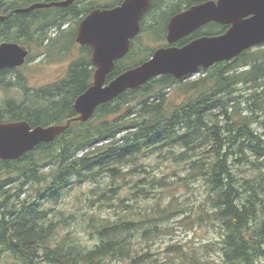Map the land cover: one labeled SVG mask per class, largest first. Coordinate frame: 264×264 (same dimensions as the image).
<instances>
[{
	"label": "trees",
	"instance_id": "1",
	"mask_svg": "<svg viewBox=\"0 0 264 264\" xmlns=\"http://www.w3.org/2000/svg\"><path fill=\"white\" fill-rule=\"evenodd\" d=\"M51 1L60 0H0V42L28 48L25 63L31 59V49L47 54L62 42L59 51L68 50L76 42L80 20L91 10L107 6L99 0H74L64 7L15 12L34 2ZM202 1L206 0H153L147 14L155 13L157 28L165 32L171 15ZM53 28L67 35L52 37ZM227 28L209 22L175 44L221 34ZM79 49L83 55L68 64L65 77L43 86L27 85L16 74L18 68L0 70V86L18 88L24 97L9 98L0 106V122L25 120L35 127L70 121L52 141L39 143L17 159L0 160V264H211L209 257L217 243L189 249L170 243L164 257L134 243L168 233L171 222L184 223L187 208L176 209L173 195L164 204V190L186 188L196 181L202 182L205 199L194 218L196 223L218 227L222 264H264L258 261L264 259V200L252 189L242 196L233 171L243 161L264 167V43L201 68L195 78L153 77L98 105L85 121L75 119L79 114L73 103L92 84L95 67L91 46L79 44ZM131 62L116 60L106 82L138 64ZM7 75L12 78L4 80ZM166 89L174 91L178 100L169 99ZM147 153L188 161L189 171L183 177L173 172L171 182L163 175L138 178L129 186L134 198L147 199L152 189L160 190L140 212L129 198H117L114 184L96 192L88 200L91 207L119 211L114 219L86 213L88 235L97 237L91 247L68 234L56 236L50 214L73 183L81 185L100 176L127 183L126 176H134L142 167L135 164L137 156Z\"/></svg>",
	"mask_w": 264,
	"mask_h": 264
},
{
	"label": "water",
	"instance_id": "2",
	"mask_svg": "<svg viewBox=\"0 0 264 264\" xmlns=\"http://www.w3.org/2000/svg\"><path fill=\"white\" fill-rule=\"evenodd\" d=\"M73 1L34 2L15 9V12L64 7ZM148 7L149 0H123L115 7L95 8L80 20L75 39L80 45L91 46L95 70L92 84L73 103L79 114L75 119L87 120L98 105L153 77L162 74H171L176 79L188 77L201 68L231 60L244 50L264 43V0H206L169 19L168 43L209 22L228 25L223 33L199 37L182 47L158 48L148 60L125 69L106 82L114 62L128 51L130 39L139 31V20ZM28 52V48L17 42H0V70L22 66ZM69 123L32 127L25 120L0 122V160L17 159L39 143L52 141L67 129Z\"/></svg>",
	"mask_w": 264,
	"mask_h": 264
},
{
	"label": "rangeland",
	"instance_id": "3",
	"mask_svg": "<svg viewBox=\"0 0 264 264\" xmlns=\"http://www.w3.org/2000/svg\"><path fill=\"white\" fill-rule=\"evenodd\" d=\"M114 1L115 0H100V4H109ZM64 27L65 25H63L61 28ZM67 33L69 34L68 31ZM49 34L52 37L59 36L61 39L67 35L65 33L60 34L56 28H53ZM148 42L153 43L152 41ZM61 44L62 42L58 44L57 49L47 54H40L36 49H31L30 61L18 67L16 74L22 78H25V82L31 87L43 86L65 77L68 64L79 59L83 54L80 52L79 44L77 42H74L73 45L70 44L67 47L68 50L64 51H59L62 47ZM141 58V55L137 56L135 59H132L131 63H135ZM199 75L200 72H197L191 75L190 78H195ZM0 77H2V75H0ZM9 78L12 77L10 75L4 76V80H8ZM165 91L169 92V99L174 101L178 100L174 91H168V89ZM9 98H16L18 101H20L24 97L18 88L11 87L4 89L0 86V106H2ZM180 150L181 149H177V152H180ZM137 157L138 158L135 164H138L142 167L138 168V172L134 176H126L127 183H124L123 180H118V182H110V179L107 176L97 177L95 180L84 182L81 185L73 183L71 185L72 189L70 191L64 192L62 199H60L57 204H54V209L50 214V217L56 224V236L63 237L68 234L73 236L86 248L91 247L97 242V237L89 236L88 230L85 228V222L88 219V215L93 213L97 216L109 215L114 219V212L119 211V208L109 209L107 206H104L100 210L98 207H91L88 200L93 196L96 197V195H94L96 192H101L103 189L114 184L115 186L113 188H118L117 198L119 196L129 198L128 202L135 207L136 212H140L143 210L141 206H149V204L153 201L150 197L154 196L156 192H160V190L157 188L152 189L150 195H148L149 198L147 199L141 195H137V197L134 198L132 196V190H130V187L133 186V183L138 178H141L144 175L150 179L152 176L160 177L163 175L167 177L165 180L171 182L175 180L172 175L173 172L183 177L189 171L188 161L177 162L173 158L167 160L161 156H158L157 153H147L146 155L140 154ZM249 160L253 161L254 159L249 157ZM244 162L245 161H243V163H236V165L233 167V171L237 178V186L242 185L240 187V190L243 194L242 196H244L246 190L252 189L262 200H264V167H259V165H254L251 163L247 164ZM51 166L52 165L43 168V172H48ZM143 169L145 170L144 172ZM243 183H246V185H243ZM172 195L175 196L173 203H176V209H179L180 207L187 208V213L185 215L189 214V216H183V218L186 217L188 219L184 220L182 218L184 223L171 222V229L168 231V233L158 238L154 237L148 241L135 240L134 243L137 244L138 248H140L139 244H142L145 249L149 248L153 253L164 257L165 247L170 243H178L185 249H189L199 248L205 242H213L217 243V249L215 248V251L210 254L209 259L211 260V264H222L220 251L218 249L220 234L218 227L216 230V228H214L211 224L205 225L204 222L196 223V219L194 218V214L200 211L201 208L203 209L204 206L203 202L205 199V190L202 182H188V186L186 188L183 186L180 189H177L173 186H167V188L164 190L163 203L166 204L168 200L170 201L173 198ZM117 198L113 201L115 202ZM257 205L258 208L261 207L260 203H257ZM205 207L207 206L205 205ZM86 213L88 215H86ZM262 216L263 215H260L258 218L259 221ZM188 220H193V222L188 223ZM262 244L264 247V242ZM258 261L263 262V257Z\"/></svg>",
	"mask_w": 264,
	"mask_h": 264
},
{
	"label": "flooded vegetation",
	"instance_id": "4",
	"mask_svg": "<svg viewBox=\"0 0 264 264\" xmlns=\"http://www.w3.org/2000/svg\"><path fill=\"white\" fill-rule=\"evenodd\" d=\"M99 2H100V0H99ZM122 2H123V0H117V1H114L110 4H107V6L105 5L103 7H97V8H111V7H115V6L120 5ZM152 2H153V0H149V7L142 14V16L139 20V31L137 32V34L134 37H132L130 39L128 51L119 60H122V59H131L132 60V59H135L137 56L141 55L142 58L136 61L139 64L141 62L148 60L152 56L154 51L157 50L158 48L175 46L176 45L175 43L179 39L186 37V36H189L190 34H192L194 31H196L198 29L197 28L196 30H194L190 34L179 38L178 40H176L173 43H168V41L166 39L167 31H168V29H167L168 22L166 24L165 32H163V31L159 30L160 27L157 28V24L153 20L155 17V13L150 14V15L147 14L152 7ZM199 3H201V2H199ZM195 4H198V3H195ZM192 5H194V4H192ZM192 5H190V6H192ZM190 6H188V7H190ZM188 7H186V8H188ZM186 8H184V9H186ZM183 10H181V11H183ZM181 11H179V12H181ZM179 12H177V13H179ZM177 13H175V14H177ZM175 14H173V15H175ZM173 15H171L170 18ZM169 19H168V21H169ZM216 35H218V34H216ZM202 36H214V35H201V36H198V37H195V38L189 40L188 42H186L185 44H183L181 46L176 45L175 47H182V46L188 44L189 42H191L192 40H195V39L202 37ZM148 41H152L153 43L148 42ZM91 55H92V53H91Z\"/></svg>",
	"mask_w": 264,
	"mask_h": 264
},
{
	"label": "bare ground",
	"instance_id": "5",
	"mask_svg": "<svg viewBox=\"0 0 264 264\" xmlns=\"http://www.w3.org/2000/svg\"><path fill=\"white\" fill-rule=\"evenodd\" d=\"M176 46V45H175Z\"/></svg>",
	"mask_w": 264,
	"mask_h": 264
}]
</instances>
